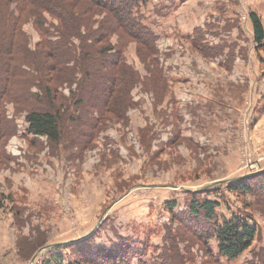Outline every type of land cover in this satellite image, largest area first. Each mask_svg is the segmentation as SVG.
I'll list each match as a JSON object with an SVG mask.
<instances>
[{
  "label": "rangeland",
  "instance_id": "1",
  "mask_svg": "<svg viewBox=\"0 0 264 264\" xmlns=\"http://www.w3.org/2000/svg\"><path fill=\"white\" fill-rule=\"evenodd\" d=\"M11 9L19 33L13 59L0 50V78L5 65L19 75L0 98V264H264V45L250 17L264 25V0H144L154 47L96 9L82 33L121 49L138 77L103 116L100 62L87 64L73 36L60 62L72 72L45 83V31L59 21ZM31 109L59 113L58 142L28 131ZM241 179L252 193L230 190ZM194 199L219 202L211 222L191 215ZM234 215L257 235L228 260L208 233Z\"/></svg>",
  "mask_w": 264,
  "mask_h": 264
},
{
  "label": "trees",
  "instance_id": "2",
  "mask_svg": "<svg viewBox=\"0 0 264 264\" xmlns=\"http://www.w3.org/2000/svg\"><path fill=\"white\" fill-rule=\"evenodd\" d=\"M86 4L84 5V2ZM144 0H0V9L5 11L0 13L3 23H10V27H0V50L1 48L8 53V57H12V51L15 48L14 40L19 33L16 20L18 16L12 12L11 9L15 4V8L21 13L26 9H35L38 17L37 24L44 26L45 20L43 19V13L48 12L58 19L59 24L55 26V30L52 34L47 32L46 38L43 43L48 46L49 51L47 55L54 61L49 64L48 73L46 76H42L45 79V83L50 81H56L60 70H70V67H63L60 65L63 56L74 53L76 45L70 44L71 37H78L81 40L83 53V59L87 64L96 60L100 62V71H97L96 78H99L95 83L96 93L94 99L97 108L100 111V116L104 113L112 112L113 107L116 106L120 110L119 103L121 102L122 95L121 89L126 85H133L138 80L137 74L134 71L129 70L127 73V67L125 66V60L122 56V50L115 48L112 44L104 45L99 50L95 45H90L89 38L82 33V26H89L91 21V14L96 9H102L109 13L110 17L118 28L122 29L126 35L139 39L143 44L154 47L155 41L159 36L155 34V31L144 22L145 16L142 12V5ZM11 9V11H10ZM8 11V13H7ZM251 21L254 29L255 42L258 46L264 45V25L255 12L250 14ZM92 19V17H91ZM97 31H95L96 34ZM8 37L4 44L1 43L2 36ZM57 38L53 39V37ZM97 36V35H96ZM108 33L102 30L98 35L96 42L103 43L107 40ZM15 38V39H14ZM95 42V43H96ZM70 44V47H69ZM74 46V47H73ZM97 49V50H96ZM118 49V50H117ZM93 52L99 53V58L95 57ZM116 53V54H114ZM3 55L0 52V56ZM4 56V55H3ZM11 60V58H10ZM67 60L64 59V64ZM0 78V98L3 97L9 89L10 82L18 77L19 68L17 66L13 69L12 65H5ZM84 75L88 77L94 72L91 71L90 65H86L84 68ZM49 74V75H48ZM64 74V73H59ZM56 75V76H55ZM49 90V88H47ZM31 91V90H30ZM9 92V91H8ZM96 118V117H95ZM29 126L28 131L37 136H46L53 142H58L63 134V129L60 124V117L58 112L52 110H39L31 109L26 117ZM101 119V118H100ZM2 118L0 119V124ZM93 127H96L97 122L90 123ZM0 125V139L4 136L5 130ZM7 134V133H5ZM9 134V132H8ZM7 134V135H8ZM230 190L253 192L252 187L244 181L239 180L236 184L229 186ZM219 202L216 200L205 199L199 201L194 199L191 209V215L194 218H198L199 215L204 218L203 221L211 222L216 215V208ZM211 234V235H210ZM257 235V227L251 226L244 218L240 216H232L229 219H224L222 226H213L208 233V237H216L220 246V253L228 260H233L239 257L245 252L255 240ZM105 264V263H103Z\"/></svg>",
  "mask_w": 264,
  "mask_h": 264
},
{
  "label": "water",
  "instance_id": "3",
  "mask_svg": "<svg viewBox=\"0 0 264 264\" xmlns=\"http://www.w3.org/2000/svg\"><path fill=\"white\" fill-rule=\"evenodd\" d=\"M36 258V257H35ZM35 258H34V260H35Z\"/></svg>",
  "mask_w": 264,
  "mask_h": 264
}]
</instances>
